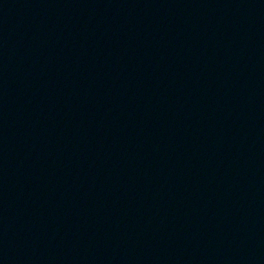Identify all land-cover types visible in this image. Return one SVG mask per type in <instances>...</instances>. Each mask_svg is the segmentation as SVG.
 <instances>
[{
  "label": "water",
  "instance_id": "1",
  "mask_svg": "<svg viewBox=\"0 0 264 264\" xmlns=\"http://www.w3.org/2000/svg\"><path fill=\"white\" fill-rule=\"evenodd\" d=\"M0 264H264V0H0Z\"/></svg>",
  "mask_w": 264,
  "mask_h": 264
}]
</instances>
